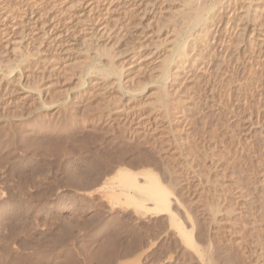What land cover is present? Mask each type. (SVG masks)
I'll use <instances>...</instances> for the list:
<instances>
[{
    "label": "bare ground",
    "instance_id": "bare-ground-1",
    "mask_svg": "<svg viewBox=\"0 0 264 264\" xmlns=\"http://www.w3.org/2000/svg\"><path fill=\"white\" fill-rule=\"evenodd\" d=\"M16 1L19 8L15 9V5L12 10L0 14V70L9 75L7 78L0 76V185L8 186L0 187V230L4 232L0 233V250L5 255H15L13 260L6 261L0 253V264H27L26 259L15 250L12 253L11 248L15 245L28 247L27 240L20 239L21 234H28L27 231L39 225L40 235H45L46 221L35 220V226V222L30 221V214L35 210L28 201L30 188L35 191L38 204L57 190H108L107 200L119 197L120 193L137 209L143 210L139 216L150 213L169 216V228L177 230L183 247V264L229 263L232 260L230 253L215 248L207 230L201 232L198 229L195 234L184 231L173 219L172 207L179 201L188 209L198 208L197 204L202 203L199 198L203 196L208 210L204 206L200 210L210 226L219 220V216L211 218L218 212V208H213L217 203L213 204L212 191L221 203L228 201L229 206L235 203L239 207L233 209L235 217L242 215L241 202L250 201L252 197L239 180H226L225 163L221 157H215L218 156L215 151L219 149H211L208 154L203 148L202 137H195L190 128L192 111L197 110L195 101L204 90L205 82L210 87L211 98L215 99V93L218 95L216 114L219 119L225 117L228 123L235 121L238 125L243 122L240 114L245 113L247 121L259 118L264 121V83L258 79V73L264 79V41L259 42L257 38L260 31L257 32L255 17L252 19L244 12L249 5L240 9V0H223L221 5L207 12L210 8H207L206 0H182L184 6L178 10V22L184 33L161 61L157 52H146L137 34L129 31V16L137 7H148L153 1L132 5L128 17L124 10L118 11L122 7L119 2L104 3L108 4V14L114 16L109 14L108 19L95 22L93 5L98 0H93L90 4L93 9H89L91 27L88 32L83 29L85 33L80 35L77 34L86 20L78 19L74 23L68 16L54 21L51 27L49 22L53 16L44 13L45 9L37 10V1L32 2L35 4H29L27 0ZM74 2L84 9L80 16L85 15L88 6H83L87 5V0ZM199 22L201 25L194 28ZM261 30L263 32L264 28ZM129 32L133 35L128 40ZM172 32L177 33L176 30V33ZM16 37H19L18 41H15ZM24 39L28 43L23 48ZM102 41L107 44L98 43ZM109 43L112 44L107 47ZM90 50L94 51L92 57ZM71 51L84 58L77 65H64ZM103 57L105 62H102ZM115 58L119 62L117 65ZM100 63L104 64L100 66ZM156 63L159 69L153 72L150 66ZM112 75L116 77V83L110 81ZM217 77H221V81L216 88L209 80ZM181 79L194 80L191 96L179 84L178 89H174ZM72 84L83 86V91L74 97L67 94ZM149 85L152 88L146 95L144 91ZM26 91L29 95L25 96ZM121 92L130 95L126 99ZM79 98L89 102L83 111L76 112L74 103ZM114 115L122 117L119 123L114 122L118 120L113 118ZM204 115L211 117L212 111L211 114L204 112ZM202 123L206 126L204 121ZM228 127L225 125L226 129ZM248 127L249 136L245 138L248 146L243 151L246 155L252 153L256 162L264 167V143L256 149L253 143L255 130L249 124ZM260 135L264 140V131L261 130ZM220 144L229 154L230 150ZM231 146L234 152L227 165L234 168L243 154L242 149ZM145 164L159 165L161 180L151 176L141 178L143 173L130 172L131 168ZM239 169L240 173L244 172L242 166ZM256 181L263 192L264 177L256 178ZM192 182L198 189L196 195L190 191ZM164 188L182 192L178 201L170 198ZM210 192L209 198L213 201L207 198ZM8 204H11L9 208ZM224 206L222 208L226 209L222 210L218 205L222 214L229 208ZM212 208L214 213L210 217ZM261 209L264 211V192ZM231 214H225L226 222L231 220ZM252 216L255 218L254 214ZM115 232L126 235L120 246L122 253H131L139 247L137 233L132 228L115 229ZM116 233L103 238L95 251L98 264H105L115 255ZM196 241L204 246L200 248ZM37 251L33 264H48L44 250ZM151 256L144 252L140 257L144 264H152L149 262ZM174 259L172 255L164 254L156 264H172ZM55 264L70 262L61 260Z\"/></svg>",
    "mask_w": 264,
    "mask_h": 264
},
{
    "label": "rangeland",
    "instance_id": "rangeland-1",
    "mask_svg": "<svg viewBox=\"0 0 264 264\" xmlns=\"http://www.w3.org/2000/svg\"><path fill=\"white\" fill-rule=\"evenodd\" d=\"M27 1L29 2V4L34 1H37V5L35 7L37 10L42 11L43 9H45L44 13H48V15L53 16L51 17L53 18L52 21L49 22V25L51 27L54 25V21L56 23L58 20L64 18L66 19L68 16L71 17V21H73L74 23H76L78 19L86 20L85 23H82L83 25L80 27L81 32L77 35L85 33L83 29L88 32V29L91 27V22L89 21V9H93L92 5H90L93 0H87V5H84L83 8L85 6H88V9L85 10L86 13L82 16L80 15L82 14V11L84 9L76 6L74 0H45L43 3L38 2V0ZM113 1L114 0H98V3L93 5V14L95 17V22L98 20H104L109 18L108 16L110 13L108 14L107 11L108 4L104 3L119 2V6L122 7L118 11L121 12L122 10H124V12L126 13V17H128L129 10L132 8V5L137 6L141 2L144 3L153 1L154 4L152 2H149L148 7H137V10L129 16L131 23L129 31H133V34L134 32L137 34L138 38L142 43L141 47H143L146 52H157V57H160L161 61L165 60V56L168 55L167 50H170L171 48L173 49L175 45L179 42V37H181L184 33V31L181 30L179 26L180 22L178 21L180 20L178 19V12L183 8V2L185 0H183V2L182 0H163L164 3L161 0ZM245 1L247 2V0H240V4L238 3V7L242 6L240 8L242 9L247 5L250 6H248V8L245 7L247 9L244 8V12L250 17H252V19L255 17L254 21L258 30L257 32H261L257 33V38L259 37V42L264 41V31L262 32L261 30L264 28V0H252L253 2L249 0V3L247 2V4H245ZM206 2L207 8H210L209 10H207V12H210L211 10H214L217 6L221 5L224 1L206 0ZM14 6L15 9L19 8L17 6L16 0H0V14H4L3 11L12 10ZM41 6H43V8ZM111 9H114V7H111ZM240 11L243 12V10ZM248 12H250L251 14H249ZM110 15L114 16V14ZM257 19L258 21H256ZM257 24H259V26ZM200 25L201 22L197 23L193 27L195 28ZM175 30L177 33L175 32ZM172 31H174L176 34L174 35ZM131 34L129 32V36L127 37L128 40L130 39V37L132 38L133 34ZM75 38L76 37H74V39H71V43L73 42V40H75ZM171 39L173 40L168 41ZM18 40L19 37H16L15 41ZM24 40L25 41H23L22 43L23 48L26 46L25 44L28 43V41L26 42V39ZM98 43L102 45L107 44V42L105 43L104 41ZM111 44L109 43L106 46L109 47ZM138 49H140V47ZM154 49L156 51H154ZM89 52L91 53V55L89 53V56L92 57L94 54L92 52L94 51L90 50ZM71 53L70 56H68V59L65 60L66 62L64 63V65H77L78 62L84 58L81 57L83 55L76 53V51H71ZM148 53H145V55H147ZM89 56L87 55V57ZM63 57L66 58L67 56L64 55ZM101 57L99 56V59H101ZM103 58V61H100L105 62L106 58ZM115 59L112 61H115L117 65V63L119 62L117 58ZM166 59H169L168 56L166 57ZM69 60L70 62L68 63ZM257 61L259 62L260 58H258ZM115 62L112 63L114 64ZM103 64L104 63H100V66H102ZM156 64H153L154 66H150V69H154H152L153 72H156L158 71L156 69H159L157 68L159 67V64ZM258 74L259 82L264 83L262 74ZM1 75L3 76V78L9 77L8 74L4 73L3 71L1 72L0 70V76ZM110 81L116 83V77L112 75L110 77ZM220 81L221 77H217L216 79L212 78L211 80H209V83H212V85L215 84L214 87L217 88V86L220 84ZM185 82V79H181L175 85L174 89H178L177 85L179 84L180 88L183 91H186L191 96L190 87H192V85L194 84V80L190 79L188 82H186V86ZM207 85L208 83L205 82L204 90L199 93V96L195 101L197 103V110L192 111L194 112V114L190 117L191 131L193 132V135L195 137H202L203 148L208 154L210 153L209 151L211 149H219L218 151H215V154L218 155L215 157L218 159H220L221 157L225 163L226 170H223L224 167L222 166H220V168L227 175L226 180H230L231 178L239 180L242 183V188L249 191L252 197L250 201L243 200V202H241V212H238L242 213V215L239 217H235L236 214L234 213L233 209H239V207H236L234 201L232 202L235 206H229L228 201H222L221 203V200L218 195L215 193V191H212L214 193H212L211 195L210 192L207 198L209 200L213 199L215 201L213 202V204L217 203V205L215 204L213 208H218V212L216 211V209L215 211L219 214L216 213L214 215V209L212 208V212L210 211L209 215L208 211H206L208 210V208L206 205H204V200L202 201V199H204L203 196L199 198V201H201L202 203L199 204V202L197 204L199 205V209L197 207V209L194 207L192 208V210L188 209V207L179 203V201L177 200L180 198L182 192H180L178 189L172 190L170 188H164L170 194V198L174 197L178 201L177 204H174L172 207V217L182 228H184V231L186 232L194 231L192 233L195 234L198 229H201V232L207 230L209 232V235H211L213 239L215 248L220 249L222 253H230L232 260L227 264H264V211L261 209V195L264 191L261 192V189L258 186L259 183L256 181V178L260 179L264 177V167H261L262 165L256 162L252 153H248L246 155V153H244L243 151L248 146V143L245 141V138L248 139L249 136L248 124L251 125L255 130V137L253 139L254 147L256 149H258L257 147L261 148L262 143H264V140L263 136L260 135V131H264V121H262V119L260 118L258 120L253 119L251 121H247L244 118L246 116L245 113L240 114L239 117L242 118L243 122L239 123L238 125H236L235 121H231L232 119L230 120V123L226 121L225 117L219 119L216 114L217 109L219 108L216 103L218 101V95L215 93V99H212L210 87H207ZM151 88L152 86H147V89L144 91V93L147 95V93L150 92ZM82 91L83 86L76 87L74 86V84H72L71 88L68 89L67 94L71 97H74ZM30 94H33V92H31ZM120 94H124L123 97L126 99L130 95L126 94L125 92H121ZM24 95H29V92H24ZM85 99L86 98H79L74 103L76 112L84 110L85 105L89 102V100ZM211 111V117H206L204 115V112H208V114H211ZM194 116L195 118H193ZM113 118H117L118 120L114 122L119 123L122 117L114 115ZM202 121L205 122L206 126L203 125ZM225 125H229V127L226 129ZM187 127L189 126L187 125ZM220 142L223 143V145L230 150L229 154H227L221 149ZM231 145L242 149L243 154L241 155V161H237L238 165L234 168H231L230 164L227 165V162H231L230 156H232L234 152V148ZM240 166H242V168L244 169L243 173H240ZM130 170L129 171L131 173H143L140 176L141 178H143V176H151L156 180H161L162 177V170L157 164H145L139 168H131ZM232 172L235 173L232 174ZM252 175L254 176L252 177ZM249 177L251 178L248 179ZM212 178L213 180L215 179L214 176ZM192 184L193 185H191L190 191H192V194L194 193L193 195H196L198 194V189L197 187L195 188V184L193 182ZM164 186L167 187V184H164ZM0 187L7 188L8 186L6 187L1 184ZM194 189L197 190L194 191ZM30 190L31 195L28 196V201L33 208L35 207V210H33V212L30 214V221L31 223L35 222L33 223L34 226L37 223V221L35 220L46 221L47 224L46 228H43L45 232L44 236L40 235V225L37 226V228L35 227L34 229H30L29 231H27L28 234L24 233L26 236H24V234H21L22 236L20 239L27 240V243H29L28 247L19 248L15 245V248L17 250L15 248H11V250L13 249L12 253H14L15 250V253L20 254V257L26 259L27 264H33L34 258L38 255L37 250H44L47 255L48 264H55L61 260H67L70 262V264H98L96 259L94 258V253L104 241L103 238L116 233L115 229L127 228H132L137 233V239L140 243L139 247L131 253H122L120 251V246L126 240V235L121 236L116 233L115 239L118 241L116 243V249L114 248V250L116 251H113V253H116L105 264H144L142 257H140L141 254L144 252L150 253L152 255L149 259V262L152 264H156L159 258L164 254H170L175 258L172 264L184 263L182 257L183 247L180 243L178 232L176 229L169 228V216H167L166 214L157 216L156 214L150 213L145 214V216L143 217L139 216L138 213H143V210L137 209L135 205L131 204L125 199L124 195H121L119 193V197L107 200L106 196L109 194L108 190H100L95 188L91 190H57L51 192V197L49 196V194L46 193V197L49 196V198H47L46 201H43L40 204H38L37 202L35 191H33L31 188ZM3 191L4 193L9 192L7 190ZM210 195L212 196V199H210ZM215 196L217 198H215ZM0 199H2V196ZM220 204L223 206H229V210L227 209L228 211H230L231 207V210L233 211H230L228 213L226 210L227 213L223 212L224 214H222V211H220V209L224 210L226 209V207L224 206L225 208H222L223 206H221ZM9 205L11 204H8V208L10 207ZM201 206H204V209H206V215L208 214L211 217V214H213L214 216L212 215V219H214L215 217L218 218L219 216L218 221L221 222L219 223L217 221L218 223H211L209 226L206 223V217H202L203 213L200 210ZM231 213L234 214V216ZM250 213L252 215L254 214L255 218H253V216L251 217ZM225 214H231L229 215L231 218L229 222L225 221L224 217L227 216ZM189 222H193L190 224L193 227L189 225ZM101 232L103 233L100 234ZM0 233H4L3 229L0 230ZM196 243L200 248L204 246V244L198 241H196ZM0 253L3 259L6 261L13 260L15 256H11V254L5 255L3 254L4 251L2 250H0ZM23 263L24 262H20L18 264Z\"/></svg>",
    "mask_w": 264,
    "mask_h": 264
}]
</instances>
